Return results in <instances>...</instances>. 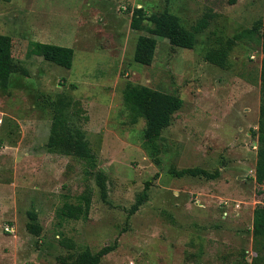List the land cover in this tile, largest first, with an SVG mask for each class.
Here are the masks:
<instances>
[{
    "label": "rangeland",
    "instance_id": "374dc122",
    "mask_svg": "<svg viewBox=\"0 0 264 264\" xmlns=\"http://www.w3.org/2000/svg\"><path fill=\"white\" fill-rule=\"evenodd\" d=\"M136 7L168 8L187 28L211 19L193 49L155 36L154 61L143 65L134 60L138 37L154 35L148 22L132 28ZM263 19L264 0H0V33L29 70L0 87V264H69L86 247L106 246L113 250L100 264H253V213L264 205L255 180L263 54L254 24ZM230 41L224 67L206 59ZM47 43L74 48L72 67L44 59ZM129 81L183 99L161 135L146 138L144 118L131 123ZM76 127L96 169L63 152ZM189 167L221 175L170 173ZM151 179L148 199L131 213ZM88 188V218L61 219L64 203ZM31 211L38 235L28 229Z\"/></svg>",
    "mask_w": 264,
    "mask_h": 264
},
{
    "label": "trees",
    "instance_id": "16d2710c",
    "mask_svg": "<svg viewBox=\"0 0 264 264\" xmlns=\"http://www.w3.org/2000/svg\"><path fill=\"white\" fill-rule=\"evenodd\" d=\"M10 2L11 0H4ZM210 15L202 17L194 26L187 28L180 17L165 8L162 11L148 14L145 8L136 7L132 10L131 26L133 29H143L145 22L149 23V31L154 36L140 35L138 37L134 60L143 65H151L154 61L157 50V37H164L175 47L193 49L197 43V37L210 24ZM254 30L261 31L262 36V61H261V104H260V122L258 130L255 132L258 136V159L255 168V180L258 184L264 185V19L254 24ZM233 42L228 43V47L210 51L206 59L212 63L224 67L228 58V48ZM13 39L10 35L0 33V87L9 85L12 74L22 73L28 76L29 70L24 65L16 64L13 61ZM44 59L51 61L66 68H71L74 61L75 51L72 47L61 46L47 43L42 48ZM123 100L130 112L131 123H137L141 118L146 121L144 136L153 138L161 135L164 129L170 126L174 114L183 107V99L171 93L151 88L147 85L135 84L129 81L123 90ZM63 152L66 155H72L84 159L90 168H97V156L93 152L86 139L85 132L80 127L71 128L67 131L64 142ZM157 161H160L159 159ZM170 173L179 177L184 175L204 176L209 179L219 178L220 170L209 172L200 167H189L181 170L172 168ZM157 175V174H156ZM97 184L100 188L103 200L108 196L107 176L105 171L100 170L97 173ZM153 180H148L145 184L143 195L138 197L131 213L136 212L139 207L149 197V189ZM92 190L86 189L79 197L76 203L65 202L59 209L58 216L65 220L87 219L92 205ZM31 221L28 223V229L34 233H40V227L35 222L37 214L35 211L29 212ZM253 235L254 252L253 264L264 262V205H258L253 213ZM62 244L69 248H75L76 243L73 240H62ZM113 250L112 246H106L97 252H93L89 247L79 251L72 256L69 264H100L103 258Z\"/></svg>",
    "mask_w": 264,
    "mask_h": 264
}]
</instances>
